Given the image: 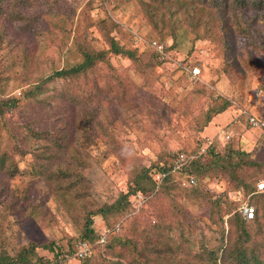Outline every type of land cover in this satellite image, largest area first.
<instances>
[{
  "label": "rangeland",
  "instance_id": "rangeland-1",
  "mask_svg": "<svg viewBox=\"0 0 264 264\" xmlns=\"http://www.w3.org/2000/svg\"><path fill=\"white\" fill-rule=\"evenodd\" d=\"M10 1V12L0 13V101L15 99L0 116V140L7 142L0 167V253L13 255L29 241L66 249L88 213L126 192L132 170L154 167L150 172L156 173L173 155L194 159L210 142L220 150L252 152L264 163L259 134L247 123L249 116L264 120V72L251 62H258V53L246 44L240 20L221 24L210 16L213 0ZM111 38L134 52L135 61L114 55ZM151 41L170 47L164 59L154 57ZM92 50L105 57L85 75L45 83L47 94L37 99L28 94ZM192 67L200 70L197 77L190 76ZM224 102L229 106L215 129L213 118L205 124L210 109ZM62 129L68 139L55 149L46 131ZM173 172L168 191L136 193L109 223L94 216L95 230L106 238L115 221L137 250L151 244L160 264H204L206 258L198 257L212 252L218 264H228L227 251L242 235L232 215L243 214L252 201L264 210L263 199L248 198L221 177L199 180L196 187L213 201L199 199L185 176ZM31 205L38 217L30 216ZM259 216L257 224H247L254 241L246 246L256 247L264 262V212ZM136 223L145 232L138 233ZM37 253L46 254L40 247ZM135 254L130 245L112 255L103 244L95 248L101 264H145L133 260ZM68 264L80 262L73 254Z\"/></svg>",
  "mask_w": 264,
  "mask_h": 264
},
{
  "label": "trees",
  "instance_id": "trees-1",
  "mask_svg": "<svg viewBox=\"0 0 264 264\" xmlns=\"http://www.w3.org/2000/svg\"><path fill=\"white\" fill-rule=\"evenodd\" d=\"M10 2V0H0V13H4L5 11V13L10 12L8 9ZM212 2L215 3L216 8H214L215 12L210 16L218 18L221 24L224 18H231L233 21L240 20V30L243 31V34L248 38L247 41H245L246 44L250 46L251 50L257 51L255 53H258L255 56L258 62L256 63L254 60H251V62L256 64L258 69H261L264 72V0H213ZM201 24L203 27H206L204 21H202ZM153 42L163 45L158 41H151L149 43L150 48ZM109 45L111 52L114 55H121L135 61L136 58L134 52L124 51L119 48L112 38L109 40ZM152 51L154 57L164 59L163 55L170 51V47H165L163 45L162 54L153 49ZM249 55L252 57L251 52ZM82 57V63L55 71L49 78L42 79L41 82H38L30 91H28V94L33 97L35 96V99H37L39 96L47 94L44 87L45 83H50V81L55 79L78 78L81 77V75H85L91 66L95 63L101 62L105 55L101 52H94V50H92L85 52ZM14 102V98L3 99L0 101V116L4 115L5 110L12 108L15 105ZM228 106L229 104L224 102L217 109H210L209 112H211V115L207 117L205 124H208L216 115L225 112ZM249 117H247V123ZM29 132L37 131L30 128ZM65 133V129H62L61 131H46L48 141L53 143L52 146H54L55 149L61 148L64 143H66L68 137ZM6 145V141L0 140V167H2L5 160L7 151V149H5ZM259 146L260 148H264L263 139H260ZM179 155L180 154L173 155V158L169 162L170 165L169 163L168 165L163 163L162 165L156 166L159 168V171H157L158 173L156 172L158 176L156 173L150 172L154 167L132 170L126 187V192L121 193L118 199L111 205H104L96 212L88 213L84 225L79 231L78 239L70 242V246L66 249L59 247L55 249L52 243L38 246L34 242L29 241L26 245L19 248L13 255L2 251L0 253V264H68L69 256L74 254L76 257L77 245L81 242L89 243L91 252L85 257H76L80 264H101V262H98V259L95 258V248L99 247V244H103L104 250L110 255L113 254L116 247H128L130 245L136 253L133 260L140 258L145 264H160L159 261L162 256L159 252L150 251L151 244L137 250L136 241L129 239L128 237H122V235H120L122 229L120 226L117 227V225H115V221L112 222L113 224L110 225V227H107V229H110V233L105 238V242L100 243L101 233H98V231L95 230L93 226V217L100 216L102 220L109 223L108 219L110 215L118 216L123 215V213L126 212L130 207L129 197L136 193L148 195L155 190H158L157 192L168 191L169 188L167 186H169L172 181L171 171L173 169V163ZM263 172L264 163H261L254 158L252 152H245L239 148L234 149L233 147H224L220 150L214 143L210 142L206 145V148H204L202 153H199L194 159H187L185 164L173 173L185 176L184 179L186 181L188 178H193L195 184L188 185L189 187L187 188H191L190 193L192 195L194 194L195 197L199 199L213 201L210 200L202 190H198L196 187L197 182L209 177H221L228 181L234 190H243L245 195H249L248 198L251 196L256 198L257 201L263 199L264 204V193L257 190L258 180L264 179ZM155 176H157V178ZM214 204L215 206L217 205V203ZM259 204L260 203L254 201L248 204L254 208V215L251 219H246L241 213H235L232 215L231 220L234 221L235 229H240L242 235H240L238 242L232 244L227 251L228 264H264L255 253L256 247L246 246L248 241H254L253 236L249 232L250 230L248 231L247 224H257L258 219L260 218L259 213L263 214L264 212V210H262L263 205ZM19 208H26V204L21 203ZM27 208L30 209V216L38 217L35 211V205L27 206ZM17 213H19V210L15 211V214ZM230 224L232 225V223ZM133 228L138 233L145 232L146 230L144 225L140 223H136ZM221 228L223 229V227ZM231 228L232 227L230 226V229ZM39 247L46 252L45 255L40 256L37 253ZM212 255L213 252L212 254H207L205 257L199 256L198 258H206L204 264H210L209 261H213L212 264H218L217 261L211 257ZM194 264H197V262Z\"/></svg>",
  "mask_w": 264,
  "mask_h": 264
},
{
  "label": "built area",
  "instance_id": "built-area-1",
  "mask_svg": "<svg viewBox=\"0 0 264 264\" xmlns=\"http://www.w3.org/2000/svg\"><path fill=\"white\" fill-rule=\"evenodd\" d=\"M151 48L162 54L163 52V45L157 43V42H153L151 44ZM190 76L192 77H197L200 74V70L197 67H192L189 70ZM248 125L250 127V129L255 130L258 132V137L260 139L264 140V120H258L257 118L254 117H249L248 119ZM224 139L226 141L230 140V136L229 135H225ZM187 161V159H185L182 156H178L173 163V171L179 170L181 168V166L183 164H185V162ZM187 185H193L195 184V180L193 178H188L186 181ZM257 190L259 192H263L264 193V183L260 182L257 184ZM243 215L246 219H251L253 218L254 215V208L249 206L248 204H246L243 207ZM105 241V238L101 237L100 242L103 243ZM89 254V244L87 242H81L77 245V252H76V257L80 258V257H85Z\"/></svg>",
  "mask_w": 264,
  "mask_h": 264
},
{
  "label": "crops",
  "instance_id": "crops-1",
  "mask_svg": "<svg viewBox=\"0 0 264 264\" xmlns=\"http://www.w3.org/2000/svg\"><path fill=\"white\" fill-rule=\"evenodd\" d=\"M226 111H227V110H226ZM226 111H225V112H226ZM223 113H224V112H223ZM219 115H220V114H219ZM219 115H216V116L212 119L211 125L213 126L214 129H215L214 125H215V124H218V123H217V118H218ZM226 118L228 119V118H231V117H230V115H229V116L226 117ZM224 122H225V121H224ZM211 125H210V126H211ZM210 126H209V128L211 129L212 127H210ZM213 128L211 129L210 133H211V132H214V129H213ZM214 133H215V132H214Z\"/></svg>",
  "mask_w": 264,
  "mask_h": 264
}]
</instances>
